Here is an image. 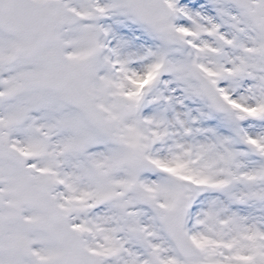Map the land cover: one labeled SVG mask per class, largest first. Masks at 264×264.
I'll return each mask as SVG.
<instances>
[{
	"label": "snow or ice",
	"instance_id": "6c2138e0",
	"mask_svg": "<svg viewBox=\"0 0 264 264\" xmlns=\"http://www.w3.org/2000/svg\"><path fill=\"white\" fill-rule=\"evenodd\" d=\"M0 264H264V0H0Z\"/></svg>",
	"mask_w": 264,
	"mask_h": 264
}]
</instances>
